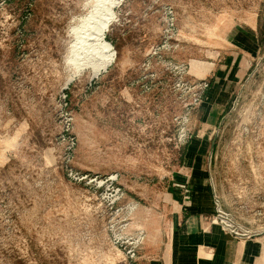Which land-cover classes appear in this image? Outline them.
<instances>
[{
	"label": "rangeland",
	"instance_id": "1",
	"mask_svg": "<svg viewBox=\"0 0 264 264\" xmlns=\"http://www.w3.org/2000/svg\"><path fill=\"white\" fill-rule=\"evenodd\" d=\"M85 1L0 0V264L134 263L118 248L167 227L168 194L217 83L221 206L256 239L264 0H120L104 35L110 67L67 85ZM113 187L123 198L111 207Z\"/></svg>",
	"mask_w": 264,
	"mask_h": 264
},
{
	"label": "crops",
	"instance_id": "2",
	"mask_svg": "<svg viewBox=\"0 0 264 264\" xmlns=\"http://www.w3.org/2000/svg\"><path fill=\"white\" fill-rule=\"evenodd\" d=\"M219 89L217 83L209 91L206 111L204 106L185 152L184 176L178 177L168 194L172 211L167 227L148 236L132 264H264V224L251 225L260 233L256 239L241 240L226 234L212 220L215 197L224 209L229 205L215 181V128L222 123L225 108Z\"/></svg>",
	"mask_w": 264,
	"mask_h": 264
},
{
	"label": "bare ground",
	"instance_id": "3",
	"mask_svg": "<svg viewBox=\"0 0 264 264\" xmlns=\"http://www.w3.org/2000/svg\"><path fill=\"white\" fill-rule=\"evenodd\" d=\"M120 0H86L84 15L79 16L69 29L70 42L66 51L67 66L71 75L67 85L84 72L90 71L91 78L106 71L114 54L104 42L109 25L114 19V9Z\"/></svg>",
	"mask_w": 264,
	"mask_h": 264
},
{
	"label": "built area",
	"instance_id": "4",
	"mask_svg": "<svg viewBox=\"0 0 264 264\" xmlns=\"http://www.w3.org/2000/svg\"><path fill=\"white\" fill-rule=\"evenodd\" d=\"M75 181H82L83 177L75 174L73 176ZM112 181H114L112 179ZM103 182L99 183V186L102 187ZM123 198V194L120 188L114 187L111 189V193L108 197V202L111 207H114L117 203L121 201ZM215 206H216V214L213 218V222L217 223L221 226L222 230L236 239H252L255 234L252 230L243 227L236 220H233L230 213L226 212L219 202L218 198L215 197ZM128 239L124 246L118 248V250L124 255L125 260L131 262H135L139 253L142 250L146 237L142 232H138L136 236L132 234H127Z\"/></svg>",
	"mask_w": 264,
	"mask_h": 264
}]
</instances>
